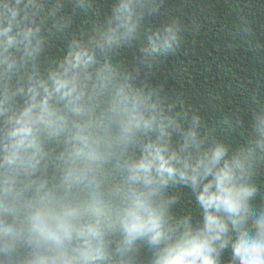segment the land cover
Segmentation results:
<instances>
[{"label": "trees", "instance_id": "obj_1", "mask_svg": "<svg viewBox=\"0 0 264 264\" xmlns=\"http://www.w3.org/2000/svg\"><path fill=\"white\" fill-rule=\"evenodd\" d=\"M0 264H264V0H0Z\"/></svg>", "mask_w": 264, "mask_h": 264}]
</instances>
